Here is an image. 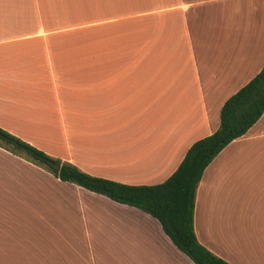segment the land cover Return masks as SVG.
<instances>
[{
    "label": "crops",
    "instance_id": "0c3cea01",
    "mask_svg": "<svg viewBox=\"0 0 264 264\" xmlns=\"http://www.w3.org/2000/svg\"><path fill=\"white\" fill-rule=\"evenodd\" d=\"M118 7L124 66H81L66 64L75 52H50L48 0H0V127L49 154L51 110L64 161L122 184L155 185L217 130L224 102L264 66V0ZM23 164L28 181L17 173ZM55 180L50 186L47 171L0 148V264H194L149 214ZM34 209L37 227L13 223ZM193 226L228 263L264 264V112L204 169Z\"/></svg>",
    "mask_w": 264,
    "mask_h": 264
},
{
    "label": "trees",
    "instance_id": "16d2710c",
    "mask_svg": "<svg viewBox=\"0 0 264 264\" xmlns=\"http://www.w3.org/2000/svg\"><path fill=\"white\" fill-rule=\"evenodd\" d=\"M264 112V66L231 95L220 110L219 127L195 141L177 169L162 183L127 185L93 176L70 162L61 161L0 127V142L24 153L61 182L79 186L110 200L149 214L172 243L194 264H230L200 244L193 226L195 196L204 169L232 140L244 135Z\"/></svg>",
    "mask_w": 264,
    "mask_h": 264
},
{
    "label": "rangeland",
    "instance_id": "374dc122",
    "mask_svg": "<svg viewBox=\"0 0 264 264\" xmlns=\"http://www.w3.org/2000/svg\"><path fill=\"white\" fill-rule=\"evenodd\" d=\"M123 3L124 0H48V28L50 34H54V36H50V52L54 56L57 55L54 54L57 52L66 55L75 52V55L79 56L75 59H65L66 64L124 66V18L122 15H115V13L112 15L111 11L118 6L122 7ZM58 34L63 36L56 38L55 35ZM88 52L95 56L88 57V54H85ZM56 60L64 64V59L57 58ZM55 118L56 114L50 110L49 137L46 147L50 155L64 161V147L59 136L62 133L61 123L56 122ZM0 148L9 154L32 162L24 153L13 152L11 148L1 142ZM38 167L43 169L40 165ZM30 172V167L25 164L17 168L18 175L25 181H28ZM48 177L50 186L57 183L49 172ZM19 203L20 200L15 203L17 204L16 209H20ZM0 204H2L1 201ZM3 206L7 207L5 201H3ZM37 212L34 209L33 213H15L16 219H13V223L16 222L17 226L27 224L31 230L39 224L41 213ZM35 214L39 216L37 217L39 220H34ZM55 215L56 213H50V220L54 219ZM36 221H38L37 224Z\"/></svg>",
    "mask_w": 264,
    "mask_h": 264
}]
</instances>
